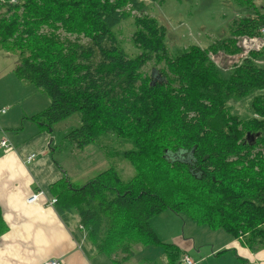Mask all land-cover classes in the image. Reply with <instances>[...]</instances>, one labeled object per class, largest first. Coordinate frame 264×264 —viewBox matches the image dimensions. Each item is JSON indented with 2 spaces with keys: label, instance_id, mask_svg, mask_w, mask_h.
I'll use <instances>...</instances> for the list:
<instances>
[{
  "label": "trees",
  "instance_id": "16d2710c",
  "mask_svg": "<svg viewBox=\"0 0 264 264\" xmlns=\"http://www.w3.org/2000/svg\"><path fill=\"white\" fill-rule=\"evenodd\" d=\"M240 3L248 4L255 17L241 18L226 43L254 38L264 27V0ZM4 4L0 48L17 52L16 75L50 97L34 121L49 129L79 113L80 126L66 135L75 148L95 143L106 155L108 135L135 145V150L125 149L131 156L120 153L136 168L131 178L124 179L111 165L83 184L65 174L51 187L57 211L78 219L75 228L83 232V226L90 250L119 262L109 256L112 251L120 249L129 259L140 242L158 247L152 261L181 264L179 247L160 240L150 224L167 209L222 229L251 250L264 248V65L257 62L264 51L254 48L224 70L210 54L232 45L210 52L194 44L169 64L170 73L153 67L141 77L140 66L164 48L162 35L154 21L144 20L147 33L134 35L143 53L132 58L114 28L130 17L127 6L141 11L142 1ZM236 103L250 111L231 114ZM256 146L261 149L253 153ZM7 230L0 208V235Z\"/></svg>",
  "mask_w": 264,
  "mask_h": 264
},
{
  "label": "rangeland",
  "instance_id": "374dc122",
  "mask_svg": "<svg viewBox=\"0 0 264 264\" xmlns=\"http://www.w3.org/2000/svg\"><path fill=\"white\" fill-rule=\"evenodd\" d=\"M140 1H142L143 5L141 11L132 10L130 6L126 7V10H130V17L114 28V34L118 43L125 49L127 55L135 58V56L143 53V50L139 43H135L136 40L134 35H136L138 31L147 33V29L144 26L146 24L143 23L144 20L154 21L156 29L164 40V48L162 47L159 51L152 52L151 57L140 66L137 72L141 74V77L145 75L148 76L153 67L170 73L169 64L174 61L178 54L189 49L191 45L194 44L202 48H209L210 50L212 47H219L223 43L225 45H232L227 51L219 49L215 54H210V59L214 64L224 70H228L237 65L236 62L240 63L242 58L247 56L250 50L254 48H260L264 51V45L252 44V42L255 44L259 37H263L261 32L262 27L254 38L242 37L235 44L226 43L233 35V26L236 25L241 18L248 15L255 17L250 9L247 8L249 7L248 4L244 5L240 3H245L246 0ZM260 1L261 0H257L258 3H260ZM2 5L5 4L0 0V14L6 13L5 8H1ZM210 52L213 51L211 50ZM262 57L263 58H258L257 62L264 65V55ZM18 61L19 55L17 52H8L0 48V70L2 72L3 69L16 66ZM11 70L14 72L13 76L4 78L3 82H0L2 83L1 86L20 83L17 85H27V87H24L22 90L28 89L27 94L29 98L35 100L50 98L42 88L28 81L19 79L15 73V69ZM169 77L172 76L169 74ZM137 84H140V81H138ZM14 90L15 92L17 91V93L19 92L17 89ZM34 91H36L35 95L33 94ZM246 108V104L236 103L233 109L231 108L230 112L233 115L237 113L243 114L244 112L247 114L250 108L247 110ZM252 116L261 118L258 113L252 114ZM80 124V114L76 113L60 122L54 131V141L60 145L54 157L59 164L67 168L73 182L83 184L85 181L111 165L117 168L121 177L124 179H129L135 175L136 168L131 160L126 157V154L128 157L129 155L131 156V152L125 149L135 150L136 148L133 143L129 142L128 138L127 140H123L120 136L114 135L104 137L105 143H108V147H106L108 154L106 155L105 151L95 143H91L83 149L75 148V151H73V147L71 146L73 144L66 135L70 130L80 126ZM260 149L259 146H256L252 152L257 153ZM122 151H127L125 156L120 155V153H123ZM155 152L157 151L152 153L154 154ZM119 223L120 228H122V218H119ZM150 224L160 240L173 243L179 247L181 251L180 260H182L185 255H189L194 263L199 261L200 264H224L226 262V256L221 258L226 252L217 255L214 251L217 250L219 245L225 242L223 239H227V237L230 236L226 231L222 229H212L206 224L196 223L187 218L185 220V218L180 217L169 209L153 216L150 219ZM77 225L76 223V226ZM85 238L86 237H83L82 239L84 243H86ZM157 249L158 247H153L151 245L143 246L142 243L139 242L136 245V254L129 257V259H123L125 254H123L120 249L112 251L109 255L115 261L119 262H112L105 254L99 255V257L96 254L93 256L89 253V257L94 264H154L157 263V260L152 261L156 256ZM203 256L205 261L201 263V257ZM146 257H149L151 260ZM209 257L210 259L206 260Z\"/></svg>",
  "mask_w": 264,
  "mask_h": 264
},
{
  "label": "crops",
  "instance_id": "0c3cea01",
  "mask_svg": "<svg viewBox=\"0 0 264 264\" xmlns=\"http://www.w3.org/2000/svg\"><path fill=\"white\" fill-rule=\"evenodd\" d=\"M15 67L0 70V82L13 76ZM1 84L0 107L7 106L8 111L0 115V139L7 137L14 148L0 146V208L8 227L0 235V264H43L51 258H62L64 264H94L89 253H95L82 240L84 232L75 228L77 219L63 217L50 202L55 198L51 190L55 182L65 174L72 181L70 172L54 157L60 146L54 141V131L62 121L52 131L45 128L33 116L50 105V98L31 99L28 89L22 90L27 85ZM31 154L36 156L28 160ZM35 192L41 193L37 201L27 203ZM223 240L214 251L230 249L221 257L226 256L224 264H264V248L251 250L231 236ZM204 261L203 256L201 263Z\"/></svg>",
  "mask_w": 264,
  "mask_h": 264
},
{
  "label": "built area",
  "instance_id": "2783aa9c",
  "mask_svg": "<svg viewBox=\"0 0 264 264\" xmlns=\"http://www.w3.org/2000/svg\"><path fill=\"white\" fill-rule=\"evenodd\" d=\"M1 2H4V3H10V4H14L17 2V0H1ZM262 38L259 37L256 42L260 45H264V27H262ZM8 111V107L7 106H3V107H0V115L2 114H5L6 112ZM0 146L4 149V150H12L14 148V145L12 143V141H10L7 137H2L0 139ZM35 154H31L29 157H28V160H32L33 158H35ZM40 192H35L33 193L32 195H30L28 198H27V203H34L37 201L38 197L40 196ZM51 204H54L56 202V199L53 198L51 201ZM79 228L81 230H83L84 232V237L86 236V233H85V229L83 228L82 225H79ZM43 264H64V260L62 258H51V259H47L46 261H44ZM181 264H195L193 259L189 256V255H185L182 260H181Z\"/></svg>",
  "mask_w": 264,
  "mask_h": 264
},
{
  "label": "water",
  "instance_id": "95a60500",
  "mask_svg": "<svg viewBox=\"0 0 264 264\" xmlns=\"http://www.w3.org/2000/svg\"><path fill=\"white\" fill-rule=\"evenodd\" d=\"M49 130L52 131V127H50Z\"/></svg>",
  "mask_w": 264,
  "mask_h": 264
}]
</instances>
